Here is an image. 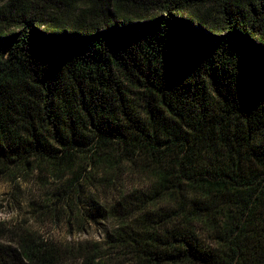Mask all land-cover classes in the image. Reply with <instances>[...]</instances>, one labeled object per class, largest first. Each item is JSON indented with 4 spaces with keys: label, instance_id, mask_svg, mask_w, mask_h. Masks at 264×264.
<instances>
[{
    "label": "trees",
    "instance_id": "obj_1",
    "mask_svg": "<svg viewBox=\"0 0 264 264\" xmlns=\"http://www.w3.org/2000/svg\"><path fill=\"white\" fill-rule=\"evenodd\" d=\"M41 165L115 225L0 264H264V0H0V177Z\"/></svg>",
    "mask_w": 264,
    "mask_h": 264
},
{
    "label": "rangeland",
    "instance_id": "obj_2",
    "mask_svg": "<svg viewBox=\"0 0 264 264\" xmlns=\"http://www.w3.org/2000/svg\"><path fill=\"white\" fill-rule=\"evenodd\" d=\"M62 180L45 165L0 177V228L29 231L37 238L55 240L64 248L101 245L105 231L115 221L83 219L85 207L68 206L65 195H57ZM6 245L14 246L15 242L8 235L0 236V246ZM73 262L75 258L71 257L66 264Z\"/></svg>",
    "mask_w": 264,
    "mask_h": 264
}]
</instances>
